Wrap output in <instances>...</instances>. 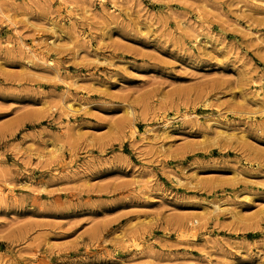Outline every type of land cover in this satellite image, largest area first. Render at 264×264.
<instances>
[{
	"label": "rangeland",
	"instance_id": "rangeland-1",
	"mask_svg": "<svg viewBox=\"0 0 264 264\" xmlns=\"http://www.w3.org/2000/svg\"><path fill=\"white\" fill-rule=\"evenodd\" d=\"M0 264H264V0H0Z\"/></svg>",
	"mask_w": 264,
	"mask_h": 264
},
{
	"label": "bare ground",
	"instance_id": "bare-ground-1",
	"mask_svg": "<svg viewBox=\"0 0 264 264\" xmlns=\"http://www.w3.org/2000/svg\"><path fill=\"white\" fill-rule=\"evenodd\" d=\"M22 46V45H21ZM26 49V48H25ZM58 75V74H57ZM65 105H67V104H65ZM70 105V104H69ZM72 106V105H71ZM67 108V107H66ZM71 108V107H70ZM66 110V109H65ZM72 114V113H71ZM68 116H69V114H68ZM170 124V123H169ZM163 126H166V125H163ZM220 207V206H219ZM219 211V210H218ZM224 211V210H223ZM194 227V226H193Z\"/></svg>",
	"mask_w": 264,
	"mask_h": 264
}]
</instances>
